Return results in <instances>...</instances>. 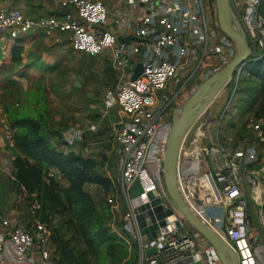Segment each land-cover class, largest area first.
I'll use <instances>...</instances> for the list:
<instances>
[{
  "label": "built area",
  "instance_id": "obj_1",
  "mask_svg": "<svg viewBox=\"0 0 264 264\" xmlns=\"http://www.w3.org/2000/svg\"><path fill=\"white\" fill-rule=\"evenodd\" d=\"M57 2L60 14L38 17L27 16L16 6L0 4V38L65 33L72 50L93 57L106 54L118 74V83L114 90L106 91L104 104L107 109H118L113 139L120 185L126 197L122 225L137 240L136 264H221L198 247L196 232L189 230L183 216L167 201L161 175L175 108L236 52L234 41L218 26L214 2L118 0L111 7L101 0ZM228 2L244 31L251 58L260 59L264 55V0ZM111 19L119 26L120 35L109 29ZM193 54H197L198 61L187 69L185 60ZM210 56H216L218 64L199 71ZM138 62L142 63V73L131 79ZM207 109L181 140L176 161L179 193L192 212L235 252L239 264H264V242L252 231L248 213L251 206H257L258 225L264 231V163L257 171L245 166V160L259 152V146L264 149L263 120L249 119L259 137L236 150L231 147V136L220 138L219 127H213L218 120ZM3 131L13 147L14 132L8 123L3 124ZM61 133L67 145L82 138L77 128ZM135 179L142 192L130 198L128 189ZM159 198L163 201L151 204ZM146 203L152 210L171 208L173 213L165 217V225L154 238L142 242L136 217ZM150 247L155 253L146 256L145 250ZM56 259L46 222L34 219L23 224L0 211V264H59Z\"/></svg>",
  "mask_w": 264,
  "mask_h": 264
},
{
  "label": "rangeland",
  "instance_id": "obj_2",
  "mask_svg": "<svg viewBox=\"0 0 264 264\" xmlns=\"http://www.w3.org/2000/svg\"><path fill=\"white\" fill-rule=\"evenodd\" d=\"M212 1L215 5V1ZM37 37L43 42V35ZM27 51L30 62H36L33 63L34 70H26L25 75L19 76L21 68L6 61L7 51L0 44V118L4 145L13 150L3 131V124L7 123L6 112L33 119L42 125L48 135L51 134V141L58 148L93 157L114 186L109 190L94 185L86 187L96 205L89 217L81 215L77 206L65 202L44 212L36 200V194L28 193L14 181L12 159L15 152H3L0 164V211L23 224L34 219L41 220V216L47 214L46 224L51 236L67 242L72 251L74 258L72 263L66 261L68 264H136L139 255L137 240L122 225L126 197L120 185L118 157L113 142L119 122L118 109L116 106L107 109L104 104L106 91L114 90L118 83V74L104 53L93 57L65 47L56 54L47 56L46 53L37 60L30 48ZM173 82L171 80L170 83ZM248 89L252 93L253 90L257 91V96L262 99L264 93L255 79L242 72L241 75L235 74L209 105L207 111L218 120L219 125L214 122L213 127H219L221 139L230 134L228 129L234 127L233 124L239 126L245 122L246 116H251L241 113V104H244L241 102L253 96L247 93ZM70 128L79 129L82 138L72 145H65L60 132ZM254 137L259 136L254 134ZM258 150L257 154L253 153L254 158L245 160L247 170L257 171L264 163V149L259 146ZM54 175L63 196L67 180L57 172ZM262 176L261 181L264 182ZM109 198L111 201H108ZM257 209V206H251L248 213L252 231L260 234L264 242V231L257 221ZM187 226L191 232H196L198 247L206 255L210 254L212 261H216L209 243L192 226Z\"/></svg>",
  "mask_w": 264,
  "mask_h": 264
},
{
  "label": "trees",
  "instance_id": "obj_3",
  "mask_svg": "<svg viewBox=\"0 0 264 264\" xmlns=\"http://www.w3.org/2000/svg\"><path fill=\"white\" fill-rule=\"evenodd\" d=\"M262 13L264 15V4ZM20 41V38L15 39L11 48L10 60L13 64L22 62L23 48L18 45ZM244 71L248 73L250 79H255L261 85L264 93V55L246 66ZM247 93L253 96L245 99L243 114L251 112L252 115L254 113L255 119H264V94L261 99L255 90L253 93L257 97L250 89ZM7 122L14 132L12 147L15 152L12 159L14 181L28 193L36 194V200L44 212L65 202L77 206L81 215L91 216L96 205L86 187L94 185L109 190L114 186L100 163L91 156L58 148L52 143L51 134L48 135L38 121L8 112ZM60 136L62 138L61 132ZM62 143L67 145L64 140ZM55 172L67 180L63 196ZM46 219L47 214H43L41 221L46 222ZM51 240L55 247L57 262L72 263L74 256L67 242L53 236Z\"/></svg>",
  "mask_w": 264,
  "mask_h": 264
},
{
  "label": "water",
  "instance_id": "obj_4",
  "mask_svg": "<svg viewBox=\"0 0 264 264\" xmlns=\"http://www.w3.org/2000/svg\"><path fill=\"white\" fill-rule=\"evenodd\" d=\"M217 13V22L220 30L229 36L235 43L236 52L227 64L212 73L203 80L193 91V93L180 105L175 108V116L165 142V149L162 157V180L163 190L167 201L173 209L179 211L187 224L192 226L213 248L217 259L221 264H239L235 252L208 226H206L189 208L181 197L176 178V161L178 149L187 128L197 124L199 117L209 105L220 95L227 83L234 74H241L254 60L250 56V48L247 44L245 34L236 19L228 0H214ZM142 63L138 62L131 76L135 79L142 73ZM142 192V187L138 179H135L128 189L130 198H134ZM149 197H152L149 194ZM159 198L151 204L160 203ZM151 204L141 205L139 210L145 211V215L139 213L137 221L142 242H147L154 238L159 228L166 223L165 217L170 216L171 208L161 210L154 208L149 210ZM148 209V210H145ZM155 253V248L150 247L145 250V255ZM198 264V263H195Z\"/></svg>",
  "mask_w": 264,
  "mask_h": 264
},
{
  "label": "crops",
  "instance_id": "obj_5",
  "mask_svg": "<svg viewBox=\"0 0 264 264\" xmlns=\"http://www.w3.org/2000/svg\"><path fill=\"white\" fill-rule=\"evenodd\" d=\"M103 1L107 6L111 7L113 4H115L118 0H101ZM0 4H5L9 6H16L21 9V11L31 17H38L41 15H48V14H60L61 7L59 6L57 0H0ZM109 29L115 32L117 35L119 34V26L116 25L112 19L109 23ZM38 33H30L27 35H24L20 38V42L18 45L22 46V62L21 64H18V66L21 68V73L19 76H23L26 74V70L29 69L32 71L34 70L33 63L36 62H30L29 60V52L27 49H31L33 51V54L36 55V59L38 60L41 57H44V55L47 53V56H51V54H56L58 50H61L65 47H70V43L68 40L67 34H55L51 37H43L41 40L37 37ZM68 41V42H67ZM0 44L3 45V48L5 47V51L8 54V58L6 61L11 62V48L14 44V40L9 39L7 36L0 38ZM72 49V48H71ZM49 59V58H48ZM198 61L197 54L190 55L187 60H185V64L187 65V69L193 66ZM13 64V63H12ZM218 64V58L216 56H210L209 58L205 59L200 68L199 71H204L210 67H214ZM26 66V67H25ZM242 73H245V75L248 77V73L243 71ZM241 75V74H238ZM195 82L198 81L197 77L193 79ZM201 82L198 83V85ZM238 99L239 96H238ZM241 102V101H240ZM244 103V102H241ZM242 105V115L245 108L244 104ZM245 122L240 124L239 126L234 125V127H230V130L228 129L229 135L226 134L225 137H232L233 142L231 144V147L235 148L236 150H242L245 146H249L252 141L255 139L254 137V129L250 126L249 119L253 118L252 113H247ZM6 121H7V112L5 113ZM256 121L262 120L261 118L255 119ZM2 119L0 118V164H1V156L3 155V152H13V150H10L7 148V146L4 145L3 139H2V125H1ZM8 123V122H7ZM232 125V124H231ZM264 125V124H263ZM235 129V130H234ZM224 137V138H225ZM11 146V145H10ZM12 147V146H11Z\"/></svg>",
  "mask_w": 264,
  "mask_h": 264
},
{
  "label": "bare ground",
  "instance_id": "obj_6",
  "mask_svg": "<svg viewBox=\"0 0 264 264\" xmlns=\"http://www.w3.org/2000/svg\"><path fill=\"white\" fill-rule=\"evenodd\" d=\"M149 209L152 211V208H151V207H150ZM141 213H142L143 215H145V214H146L144 211H143V212H141Z\"/></svg>",
  "mask_w": 264,
  "mask_h": 264
}]
</instances>
